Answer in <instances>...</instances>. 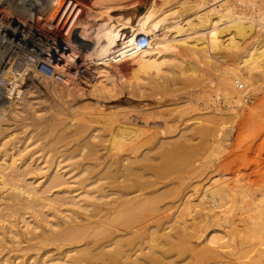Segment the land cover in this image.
Here are the masks:
<instances>
[{
	"label": "bare ground",
	"instance_id": "bare-ground-1",
	"mask_svg": "<svg viewBox=\"0 0 264 264\" xmlns=\"http://www.w3.org/2000/svg\"><path fill=\"white\" fill-rule=\"evenodd\" d=\"M233 1L152 0L125 35L121 24L128 21H110L113 9L121 6L116 0H0V67L7 64L0 75V255L5 249L7 254L19 252L20 233L8 219L22 217L20 210L30 209L44 217L45 226L36 230L22 218L28 241L37 238L38 245L55 244L58 251L61 244L91 237L96 246L94 264H264V186L259 189L261 184H255L259 189L255 190L239 180L245 189L235 183L230 187L217 177L199 194L196 187L189 194L190 184L185 185L189 189L177 185L178 190L172 180L168 190L157 191L156 173L153 180L145 174L167 170V160L187 148L177 143H191L197 133L205 148H224L229 143L225 132L232 128L227 120L220 123L216 113L211 112L205 124L192 132H182L178 137L183 140L177 139L172 150L159 139L160 165L152 164L154 155L150 158L146 152L140 158H109L103 171L108 177L104 179L101 167L102 175L98 174L100 151L109 154L115 147H128L133 155L140 147L137 143H155L159 137L148 122L152 111L136 103L145 95L140 91L155 83L149 71L184 84L193 75L205 76L197 72V63H210L213 55L227 53L235 56L238 66L223 72L222 87L235 91L244 84L243 90L249 92L264 81V0ZM66 2L76 4L78 15L69 34V26L65 31L69 38L59 39L53 34L54 19ZM256 5L261 7L254 15ZM185 49L191 54L186 55ZM39 65L51 75L41 73ZM79 66L84 68L85 77H80L88 89L76 83L78 71L73 75L68 70ZM26 78L41 84L52 101L44 102L36 85L22 88ZM243 95L236 90L223 98L227 106L233 100L237 105ZM40 107L54 112L37 114ZM229 108L235 110L233 105ZM25 122L35 126L27 131ZM39 139L47 142L38 143ZM67 139L74 143H63ZM184 189L188 195L182 193ZM45 246V252L40 249L43 256L51 250ZM69 253L15 264H75L67 260L72 258ZM11 255L0 256V264H11ZM225 256L231 257V263L222 260Z\"/></svg>",
	"mask_w": 264,
	"mask_h": 264
},
{
	"label": "rangeland",
	"instance_id": "rangeland-1",
	"mask_svg": "<svg viewBox=\"0 0 264 264\" xmlns=\"http://www.w3.org/2000/svg\"><path fill=\"white\" fill-rule=\"evenodd\" d=\"M116 1L119 2V4L121 3V6L119 4H117V5H119L118 8L116 6L113 9V12L110 15V17H111L110 21H112L114 23L117 20H118L117 21L118 23H122V21H123V23H126L128 21L127 22L128 24H124V25L121 24L122 25L121 27H123L121 32L124 33L125 35H129L130 27L133 25H136L139 15H141L145 11L144 7L149 6V4L151 3L152 0L151 1L150 0H138L139 3L136 2L135 0H116ZM130 1L132 2V4ZM165 1L168 2L167 4L172 2V0H165ZM227 1L235 4V1H233V0H227ZM68 2L65 3V5L62 7L61 11L57 15L56 19H54V21H55L54 24H57V25H56V29H55L56 32L54 30L53 34L56 33L55 35H57L59 39L69 38V35L65 36V33H66L65 31H66L67 27L69 26L66 35L69 34V32L71 30V29H69L71 22L78 15L77 14L78 13V7H76V4H74L72 2V4H73L72 5L71 3L68 4ZM133 2H136V4H134V6H133ZM218 4H220V3H217V5ZM67 5H68V7H67ZM257 5L254 7L255 9H253L254 15L257 14V12L260 10L259 8L261 7V6L258 7L259 5L258 6ZM88 6L89 5L87 3L86 7L88 8ZM238 6L239 5H236V8ZM71 8H73V9H71ZM239 8L241 10L242 6H239L237 9L239 10ZM242 9H244V8H242ZM262 9H264V6H262ZM244 11H246V9H244ZM62 17H64V18H62ZM136 17H137V19H136ZM127 18L129 20L130 19L131 20L129 21ZM65 19H66V22L63 25V27H64L63 28L61 26H62V23L64 22ZM119 20H121V21H119ZM115 24H117V23H115ZM57 28L58 29L60 28V29L57 30ZM57 31H59V32H57ZM181 50H183V49H181ZM184 52L186 55L191 54L188 49H185ZM213 56H214V58L210 63H205V64L197 63V66H198L197 72L204 73L205 76L200 77V74H198L199 77L196 78L193 75L192 76L193 78L191 77L189 79L192 81L186 82L184 84H181L178 82L176 84V82L171 81L170 79H168V80L161 79V76L163 73L160 75L159 74L160 71H157L158 73L156 71H152L153 73L155 72L154 74L151 73V71H149L148 73H149V75H151V77H152L151 79H153L154 82L157 83L158 85L156 86L155 83L150 82L149 86L147 85L148 89L146 87V89L140 91L141 92L140 95L145 94L142 98L143 100L136 102V103L148 106L147 109L152 111L153 115L151 116V118L148 119L149 120L148 122L150 123V126H152L151 130H153V131L157 130L158 132H156V133H160V134H157V135H159V137L155 135L156 136L155 137V143L154 142L148 143V144L147 143H137L136 148H138L140 146L139 148H141V149L138 150L139 149L138 148L137 151L134 152L135 154H133V155L127 149L128 147H122L121 149H118L117 147H115L114 149H112L109 152V154L103 153L104 150L100 151L101 153L100 152L99 153L102 154L103 159L101 158V160H102V161H100L101 166L98 167V170L101 167L100 170H102V173H103L105 167L109 163V161H108V160H110L109 158H111V159L112 158L117 159V157H122V158L131 157L132 158V157H138V156L140 158V157H142V155L146 154V152H149V153H147L149 156L152 154L154 155V156L152 155L153 157L150 156V158L152 157L151 159H153V160L155 159L154 161L151 160V163L153 162L152 164L160 165L162 163L163 157H162V148H160V146H159L161 143H158V142L161 141L159 139L163 138L162 139L163 141H161V142L163 143L164 147L171 146V147H169V150L172 148L173 145H174L173 147H176L175 145H177V144H182L184 147H185V145H187L188 149L186 148L185 151H183V152L181 151L179 154L172 156L170 158L171 160H167V164H165L166 169L168 166L167 170L164 169V170H162L163 172H161V171H159V172L155 171L154 172V171L147 170L149 173L147 171H145V174L148 177L152 176L151 180L154 179V176L156 173V177L153 181L156 180V182L159 184V185L157 184L158 186L155 187V189L157 191L159 188H160V191H161V189L163 191H166L170 187H172L171 185H173L174 182H176L175 186L178 190L180 187L178 188L177 185H180L181 187H183V186L188 187V185L190 184L191 186L189 185L190 186L189 188H191V189L189 190V194H191L192 189H194L195 187H196L195 190L197 191L196 194H199V192L202 190L201 187L203 185H205V184L206 185H212L211 183L217 177L220 178L221 180L224 179L225 180V181L223 180L224 182L227 181L226 183L230 184L229 185L230 187H232L234 183H235V185H238L239 180H242V181H245L247 186H248V183H250V185H253V188H256L255 190H259L260 188L262 189V187L264 186V179H263L264 178V81H262V83H261V81L257 82L255 84L254 90H251L249 92L243 90L245 88L244 84H243V87H241V88L235 87V91H233L232 89L231 90L226 89V88L221 86V76L223 75L224 71H229L231 68L238 66V65H236V62L233 61L235 59V56L233 54L229 55L227 53H218V54L213 55ZM76 64L79 65L80 61H77ZM6 68H7V64L3 63L0 67V75H1L2 71H4ZM38 69L41 73H43L46 76L51 75V70H49L47 67H45L43 65H39ZM68 70L73 75L76 71H78V72H76V74H77L76 76L78 77V80L76 83H78L84 89H88L87 82L84 79L85 73H84L83 67L79 66L77 68H71V69L69 68ZM80 75L81 76L83 75L84 77L81 78ZM198 78H200L203 81L202 82L198 81V80H200ZM133 81L135 82L136 80L134 79ZM134 82H133V84H134ZM158 82L159 83L164 82V84H162V83L159 84ZM192 82H196V83H194V85H196V86H194L192 84ZM27 85H33V86L36 85L37 89L40 90V95L42 96L41 98L45 99L44 102L45 101L48 102L50 100V98L47 97V95L45 94L42 85L39 84L36 80H31L30 78H26L24 81V84H22V88L27 86ZM158 86H159V88H158ZM236 90L241 91V95L244 94L243 99L240 102L241 104L239 103L236 105V102L233 100L227 106V102L224 100L223 96H232L233 93L235 95ZM134 91H135V93H140V92H136L137 90H134ZM242 91H243V93H242ZM121 100L123 101L124 98H122ZM50 101H52V100H50ZM231 104L233 105V109H235L233 112L229 110L230 109L229 107L232 106ZM134 105H136V104H134ZM37 109H38L37 114H38V111H41V114L43 111H45V112H43L44 113L43 115H47L49 113L48 111H50L52 113L54 112V111L49 110L48 108H46V110L44 108H43L44 109L43 110L41 107H40V109H42V110H40L39 108H37ZM211 112L216 113V116H217L218 121L220 123L222 122V119L224 121L227 120L226 123L230 122L229 125H231L230 128H232V130L229 129L225 132L226 139L229 143L227 145H225L224 148H222V147L218 148L217 147V149H215V150H211L208 147L205 148V143L202 141V138L200 137L201 135L199 133H197L196 138L193 141H191V143H187V144L186 143H177L176 144V142H179V141H177V139L180 141L183 140L181 137H178L182 134V132L183 133L184 132H186V133L192 132L194 127L199 128L200 126L205 124L204 123L205 117L209 116L211 114ZM45 113H47V114H45ZM229 113H231V114L228 115ZM236 113H237V115L234 116ZM231 117H233V118L231 119ZM152 118H153V120H151ZM203 118H204V120H203ZM219 118H221V119H219ZM150 120L153 123H151ZM196 120H198L200 122L199 124H201V125H199L198 122H196ZM201 120H202V122H201ZM26 124H28V123H26ZM31 124L32 123H29L28 124L29 126L28 127L26 126L27 131L30 128L33 129L32 127L35 126L34 124H32V125ZM154 126L155 127L157 126V127L155 128ZM189 130H191V131H189ZM213 132H214V129H213ZM163 135H164V137H163ZM198 136L200 139L197 138ZM164 138H166V140ZM174 138H176V141ZM20 140H22V138ZM156 140H158L157 141L158 144L156 143ZM168 140H169V142H171L170 144H169ZM38 141H37L38 143L47 142V140H43V139H39ZM67 142L68 143H71V142L74 143L73 141H70V140L68 141V139L66 142H63V143H67ZM85 142H86V140L79 141L77 143H85ZM242 142H244V143H242ZM48 143H50V142H48ZM75 143H76V141H75ZM102 144H104V143H102ZM188 144H189V146H188ZM41 145H44V144H41ZM46 147L47 146L44 145V149ZM48 148H50L49 150H51L50 146ZM52 149H53V146H52ZM144 150H145V152H144ZM158 150H160V151H158ZM188 151H189V153H187ZM50 154H52V152H50ZM52 157H54V156L52 155ZM55 157H56V155H55ZM175 157H176V159H175ZM158 161L160 163H158ZM190 162H192V163H190ZM100 170H99V172H100ZM95 173L97 174V171H95ZM102 173L100 172L98 174L102 175ZM151 173H153L154 175ZM118 174H120V172H118ZM106 175L107 174L102 175L104 177V179H106V177H108ZM116 176H117V173H116ZM177 178H179V179H177ZM210 178H213V179H210ZM258 178H259L261 183L258 182L259 181ZM104 179L102 180L103 182H105ZM227 179H229V180H227ZM171 180L173 183L171 182ZM254 180L256 182H254ZM110 181L111 180L107 178L106 182H110ZM252 181L254 183H251ZM179 182H180V184H178ZM169 183L171 184L170 186H169ZM165 184L168 187H164ZM255 184H256V186H257V184L258 185L261 184V185H259V189L256 186H254ZM246 185H244V183H243V185L241 183L239 184V186H241L244 189H245ZM251 187L252 186H250V189H251ZM173 188H175V187L173 186ZM189 188H187V189H189ZM187 189H186V191H187ZM250 189L249 190L246 189L245 191L251 192ZM148 190H150V189H148ZM255 190H252V192H254ZM180 191H181V188H180ZM182 191H183L182 193L184 194L185 189ZM185 193L187 194L188 192H185ZM196 194H194V195H196ZM50 195H51V193H50ZM166 202L167 201L161 202L159 204V206L160 207L163 206V204H165ZM20 212L23 214L22 217H20L16 214V215H14V217H11L10 219H8V220H11V222L15 226V229L18 230V232L20 233L17 236L18 240L21 241V243H20L21 245L19 244L20 249H18L19 252L13 251L12 253L8 252V254H7L8 250L5 249L2 252V254L0 255L3 257H7V256L10 257V255L12 254L11 256H13V257H11V259H10L11 264H15V261L16 262H23V261L28 262V260L30 262L34 261V263H37L38 260L39 259L41 260L42 258H45V260H47V259L49 260V259H51L50 257H52V259L56 258L58 256L62 257V255H63L62 253H65L66 251H69L70 252L69 255H72V258H70L71 256L69 258H67V260H69L70 262H75V264H94L93 259L97 258L96 254H95V250H96L95 247L96 246L91 243V237H89V239L87 238L88 240L84 239V240H82V241L80 240L78 242L72 241L71 244L70 243L68 244V242H66L65 246H63V244H61L60 247H62V248H61V250L59 249L58 251H56V250L58 249L59 246L56 247L55 244H48L47 245V243H46L47 247L44 245V243H43V245L41 243H39V245H38L37 242L39 239L36 238V240L34 239L31 241H28L27 237L29 235L25 236L23 234V232H22V229H23L22 218H25L27 221H30V224L32 226H36L37 227L36 230H38L39 227H43V225L45 226V223H44L45 221L43 219L44 217L41 216L40 213H37L36 211L30 210V209H23V210H20ZM184 218L188 219L189 216H185ZM32 226H30V227L32 228ZM7 228L8 229L10 228L9 225H7L5 227L6 230H7ZM210 229L211 228H209L208 230L209 231L213 230V227L211 230ZM208 230L204 233V235L207 232H209ZM235 239L238 240L239 238L236 237ZM44 246L46 248H48V250H50V249L51 250H50V252H47L48 254H45L43 256L42 253L45 252V248H43ZM51 246H54V247H51ZM30 247H31V249H30ZM40 249H42L43 252ZM80 250H81V252H80ZM87 250L91 254H88L86 252ZM53 254H55V255H53ZM15 255L18 256L17 257L18 259H16V260L14 259ZM39 257H42V258H39ZM25 260H27V261H25ZM175 260L178 261L179 263L187 262V260H184V262L181 261L180 258H176ZM222 260H224L228 263H231V261H232L231 257H226V256L224 257V259L222 258ZM30 262L25 263V264H30Z\"/></svg>",
	"mask_w": 264,
	"mask_h": 264
},
{
	"label": "built area",
	"instance_id": "built-area-1",
	"mask_svg": "<svg viewBox=\"0 0 264 264\" xmlns=\"http://www.w3.org/2000/svg\"><path fill=\"white\" fill-rule=\"evenodd\" d=\"M241 88V87H240Z\"/></svg>",
	"mask_w": 264,
	"mask_h": 264
}]
</instances>
